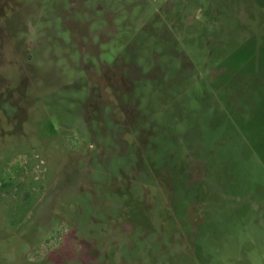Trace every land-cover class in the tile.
<instances>
[{"label":"rangeland","instance_id":"1","mask_svg":"<svg viewBox=\"0 0 264 264\" xmlns=\"http://www.w3.org/2000/svg\"><path fill=\"white\" fill-rule=\"evenodd\" d=\"M0 264H264V0H0Z\"/></svg>","mask_w":264,"mask_h":264}]
</instances>
